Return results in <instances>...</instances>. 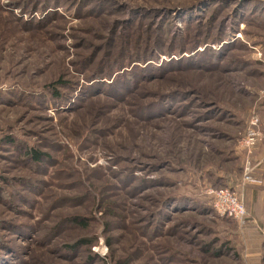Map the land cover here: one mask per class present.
Returning a JSON list of instances; mask_svg holds the SVG:
<instances>
[{"label": "rangeland", "instance_id": "obj_1", "mask_svg": "<svg viewBox=\"0 0 264 264\" xmlns=\"http://www.w3.org/2000/svg\"><path fill=\"white\" fill-rule=\"evenodd\" d=\"M0 264H264V0H0Z\"/></svg>", "mask_w": 264, "mask_h": 264}, {"label": "built area", "instance_id": "obj_2", "mask_svg": "<svg viewBox=\"0 0 264 264\" xmlns=\"http://www.w3.org/2000/svg\"><path fill=\"white\" fill-rule=\"evenodd\" d=\"M257 138L254 132L250 133L245 140V145L251 147ZM208 194L213 197V209L220 215L243 219L247 214L245 204L235 195L230 188L209 189Z\"/></svg>", "mask_w": 264, "mask_h": 264}, {"label": "trees", "instance_id": "obj_3", "mask_svg": "<svg viewBox=\"0 0 264 264\" xmlns=\"http://www.w3.org/2000/svg\"><path fill=\"white\" fill-rule=\"evenodd\" d=\"M29 155H30L34 160H36V161H38V160L40 159V157H41L40 153H39L38 151H36V150L30 152ZM78 220H79L80 223H81V220H80V219H78Z\"/></svg>", "mask_w": 264, "mask_h": 264}]
</instances>
